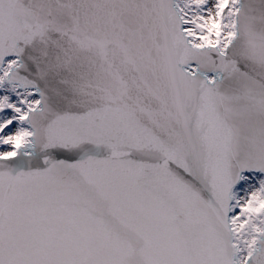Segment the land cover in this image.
Wrapping results in <instances>:
<instances>
[{
    "label": "snow or ice",
    "instance_id": "6c2138e0",
    "mask_svg": "<svg viewBox=\"0 0 264 264\" xmlns=\"http://www.w3.org/2000/svg\"><path fill=\"white\" fill-rule=\"evenodd\" d=\"M0 264H264V0H0Z\"/></svg>",
    "mask_w": 264,
    "mask_h": 264
}]
</instances>
